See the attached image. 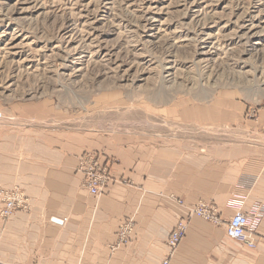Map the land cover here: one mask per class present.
<instances>
[{"label":"rangeland","instance_id":"1","mask_svg":"<svg viewBox=\"0 0 264 264\" xmlns=\"http://www.w3.org/2000/svg\"><path fill=\"white\" fill-rule=\"evenodd\" d=\"M194 104L264 119V0H0V136L175 134Z\"/></svg>","mask_w":264,"mask_h":264},{"label":"crops","instance_id":"2","mask_svg":"<svg viewBox=\"0 0 264 264\" xmlns=\"http://www.w3.org/2000/svg\"><path fill=\"white\" fill-rule=\"evenodd\" d=\"M202 112L218 120L194 104V123L174 124L175 134L159 125L0 136V191L23 196L8 217L0 212V264H159L168 256L169 264H264V215L255 249L198 216L172 254L167 245L199 202L215 204L223 220L264 205V142L248 141L264 140V119L235 124L230 111L201 123ZM221 127L227 137L216 136ZM235 130L240 138L228 134ZM90 151L112 163L114 181L98 198L80 171Z\"/></svg>","mask_w":264,"mask_h":264},{"label":"built area","instance_id":"3","mask_svg":"<svg viewBox=\"0 0 264 264\" xmlns=\"http://www.w3.org/2000/svg\"><path fill=\"white\" fill-rule=\"evenodd\" d=\"M80 161V171L83 173L84 186L87 190L97 198L106 193L108 187L114 181L110 173L111 161L99 152H86L80 158ZM22 198V194L17 190L0 191V200L5 203L4 208L0 210L1 214L8 217V215L22 206ZM178 203L183 204V201L178 199ZM218 213V208L215 204L209 202H199L192 207H188L186 215L179 218L177 225L173 228L168 238L167 245L171 250V254L186 236L189 222L193 216L204 218L219 226H225L226 233L231 239L241 241L248 248L255 249L258 239L257 229L264 215L263 205L257 203L248 212L239 208L229 220H223ZM121 230L124 234L130 231L127 224H124ZM169 263L170 256L165 257L159 264Z\"/></svg>","mask_w":264,"mask_h":264},{"label":"bare ground","instance_id":"4","mask_svg":"<svg viewBox=\"0 0 264 264\" xmlns=\"http://www.w3.org/2000/svg\"><path fill=\"white\" fill-rule=\"evenodd\" d=\"M85 63H86V62H85ZM173 63H174V62H173ZM171 64H172V63H171ZM169 66H170V65H169ZM171 66H172V65H171ZM171 66H170V67H171ZM170 69H171V68H168V69L166 70V72H167L169 75H170V73H169V72H170ZM172 72H173V71H172ZM172 75H173V74H172ZM169 78H171V77H169ZM172 78H173V77H172ZM172 78H171V81H173ZM164 79H165V78H164ZM175 80H176V79H175ZM165 81H166V80H165Z\"/></svg>","mask_w":264,"mask_h":264}]
</instances>
